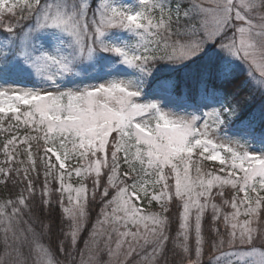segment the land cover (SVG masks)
Masks as SVG:
<instances>
[{
    "label": "snow or ice",
    "instance_id": "1",
    "mask_svg": "<svg viewBox=\"0 0 264 264\" xmlns=\"http://www.w3.org/2000/svg\"><path fill=\"white\" fill-rule=\"evenodd\" d=\"M0 185V264H264V0H0Z\"/></svg>",
    "mask_w": 264,
    "mask_h": 264
},
{
    "label": "rangeland",
    "instance_id": "2",
    "mask_svg": "<svg viewBox=\"0 0 264 264\" xmlns=\"http://www.w3.org/2000/svg\"><path fill=\"white\" fill-rule=\"evenodd\" d=\"M213 166H214V164H212V163H208L207 166H206V169H205V170H207V168H211V167H213ZM101 260H107V255H106V254H103V255L101 256Z\"/></svg>",
    "mask_w": 264,
    "mask_h": 264
},
{
    "label": "trees",
    "instance_id": "3",
    "mask_svg": "<svg viewBox=\"0 0 264 264\" xmlns=\"http://www.w3.org/2000/svg\"><path fill=\"white\" fill-rule=\"evenodd\" d=\"M2 192H3V186L0 185V193H2Z\"/></svg>",
    "mask_w": 264,
    "mask_h": 264
}]
</instances>
